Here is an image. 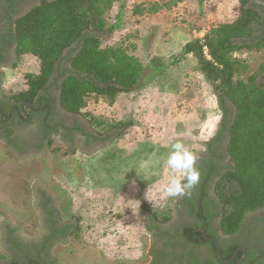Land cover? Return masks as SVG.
Here are the masks:
<instances>
[{
    "label": "rangeland",
    "instance_id": "obj_1",
    "mask_svg": "<svg viewBox=\"0 0 264 264\" xmlns=\"http://www.w3.org/2000/svg\"><path fill=\"white\" fill-rule=\"evenodd\" d=\"M136 2L146 9L155 4L158 10L132 14ZM173 3L115 0L105 13L106 23L111 25L123 9L120 27L101 37L102 47L127 46L144 65L157 57L161 67L158 76H149L133 92L118 94L111 104L101 97L86 102L82 115L132 122L118 139L91 157L72 156L54 139L42 156L16 162L0 139V224L8 221L23 232L37 233L34 184L58 194L62 213H72L78 221L77 237L67 249L58 250L63 264L144 261L140 256L145 253L147 234L142 207L162 214L167 199L163 187L171 175L164 163L170 145L181 140L192 152L199 150L215 126L219 114L215 93L198 71L196 60L190 54L176 62L174 58L191 38L204 36L217 23L233 20L235 6L231 0ZM233 56L248 65L238 77L245 80L263 61L264 49L242 48ZM38 70L35 56H20L15 67L0 75V95L23 90L25 75Z\"/></svg>",
    "mask_w": 264,
    "mask_h": 264
},
{
    "label": "flooded vegetation",
    "instance_id": "obj_2",
    "mask_svg": "<svg viewBox=\"0 0 264 264\" xmlns=\"http://www.w3.org/2000/svg\"><path fill=\"white\" fill-rule=\"evenodd\" d=\"M41 1L0 0V75L15 67L19 59L13 41L15 21ZM250 4L263 15L264 34V0H250ZM263 63L264 59L246 78L254 76L258 89H264ZM62 67L67 69L69 66L63 63ZM58 77V73H53L44 88L47 97L40 105L42 108L34 109V104L15 101L11 97L27 88L26 79L23 90L0 95V139L14 161L42 156L54 139L72 156L91 157L122 135V128L111 129L105 125L101 131L81 113H69L61 108L62 79ZM212 89L219 114L210 135L202 141L201 148L194 151L201 172L200 183L190 195L176 199L167 197L162 214L142 207L147 244L145 253L140 256L145 257L144 261L138 260L134 264H152L154 261L156 264H216L215 259L220 264H264V206L247 211L232 233H227L221 224L223 208L217 183L233 165L228 144L236 109L229 100L222 101L220 93L214 87ZM34 185L32 205L39 230L31 234L8 221L1 223L0 264H63L58 250L67 249L77 237V217L62 213L59 195H53L37 183Z\"/></svg>",
    "mask_w": 264,
    "mask_h": 264
},
{
    "label": "trees",
    "instance_id": "obj_3",
    "mask_svg": "<svg viewBox=\"0 0 264 264\" xmlns=\"http://www.w3.org/2000/svg\"><path fill=\"white\" fill-rule=\"evenodd\" d=\"M172 1L177 4L181 0ZM113 2L42 0L19 16L14 24L16 54L35 56L39 70L36 74L27 73V88L11 97L34 104V109L42 108L40 105L47 97L44 88L52 74L58 73V79H62L59 105L66 112L77 114L91 98L101 97L111 104L118 94L133 92L149 76H158L161 67L157 57L144 65L129 53L127 46H101V37L109 36L121 24L122 8L115 23H106L105 13ZM234 9L233 20L211 26L204 33L202 43L196 37L191 38L174 58L176 62L192 55L204 81L220 93L222 101L229 100L236 109L228 144L233 165L217 183L223 208L221 224L227 233L236 231L247 211L264 206V89H258L254 76L238 79L248 65L233 56L242 48L264 49L263 15L250 0H238ZM131 10L132 14L142 15L156 12L158 6L154 4L146 9L143 3H138ZM258 31L261 32L256 35ZM63 63L69 67L63 68ZM86 116L96 127L122 128L120 135L132 125L130 120L107 124ZM8 133L11 134L10 129Z\"/></svg>",
    "mask_w": 264,
    "mask_h": 264
},
{
    "label": "clouds",
    "instance_id": "obj_4",
    "mask_svg": "<svg viewBox=\"0 0 264 264\" xmlns=\"http://www.w3.org/2000/svg\"><path fill=\"white\" fill-rule=\"evenodd\" d=\"M164 163L171 172L163 187L166 197L176 199L190 195L201 179L197 155L189 150L183 141L176 140L170 145Z\"/></svg>",
    "mask_w": 264,
    "mask_h": 264
},
{
    "label": "built area",
    "instance_id": "obj_5",
    "mask_svg": "<svg viewBox=\"0 0 264 264\" xmlns=\"http://www.w3.org/2000/svg\"><path fill=\"white\" fill-rule=\"evenodd\" d=\"M203 35H199V37H198V39L200 40V42L202 43L203 42ZM203 50H204V53L206 54V56L208 57V55H207V49H206V47L205 46H203Z\"/></svg>",
    "mask_w": 264,
    "mask_h": 264
},
{
    "label": "crops",
    "instance_id": "obj_6",
    "mask_svg": "<svg viewBox=\"0 0 264 264\" xmlns=\"http://www.w3.org/2000/svg\"><path fill=\"white\" fill-rule=\"evenodd\" d=\"M231 2H232V4H233V6H236L235 4L237 3V0H231ZM137 4L139 3V2H136ZM207 126V125H206ZM211 126V125H210ZM207 128H209V127H207ZM14 162H16V161H14ZM15 164H19L18 162L17 163H15Z\"/></svg>",
    "mask_w": 264,
    "mask_h": 264
}]
</instances>
